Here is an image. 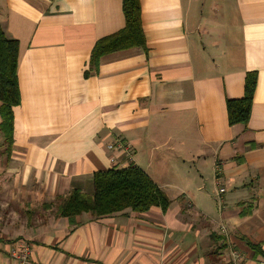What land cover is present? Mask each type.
Here are the masks:
<instances>
[{
	"label": "crops",
	"instance_id": "1",
	"mask_svg": "<svg viewBox=\"0 0 264 264\" xmlns=\"http://www.w3.org/2000/svg\"><path fill=\"white\" fill-rule=\"evenodd\" d=\"M140 11L146 49L92 63L125 27L122 0H0L20 94L12 144L0 135V264L26 243L28 264H264V0H140ZM248 74V121L230 125ZM117 140L129 156L107 149ZM130 165L165 193V211L68 219L43 207Z\"/></svg>",
	"mask_w": 264,
	"mask_h": 264
},
{
	"label": "trees",
	"instance_id": "2",
	"mask_svg": "<svg viewBox=\"0 0 264 264\" xmlns=\"http://www.w3.org/2000/svg\"><path fill=\"white\" fill-rule=\"evenodd\" d=\"M125 27L119 32L98 41L92 52L91 62L107 53L128 48L146 49L141 26L140 0H122ZM18 42L5 36L0 25V135L6 145L12 144L13 107L19 105L20 94L17 84ZM256 76L248 74L245 94L240 100L228 101L227 111L230 125L248 121ZM91 195L73 190L65 197L44 204L54 206L55 215L72 219L83 213L99 218L130 209L144 213L152 207L165 211L170 200L165 193L142 170L134 165L126 169H111L93 176ZM254 247V246H253ZM255 251L259 249L255 247Z\"/></svg>",
	"mask_w": 264,
	"mask_h": 264
},
{
	"label": "built area",
	"instance_id": "3",
	"mask_svg": "<svg viewBox=\"0 0 264 264\" xmlns=\"http://www.w3.org/2000/svg\"><path fill=\"white\" fill-rule=\"evenodd\" d=\"M109 151L118 150L119 152L126 153L128 156L130 155L129 146L125 145L123 142L117 140L113 144H109L107 146ZM111 161H115V159H111ZM224 192V189H220L219 193ZM31 253V247L29 244H24L21 248L20 252H12V257L16 260L17 264H28ZM234 257L237 258L238 255L234 254Z\"/></svg>",
	"mask_w": 264,
	"mask_h": 264
},
{
	"label": "rangeland",
	"instance_id": "4",
	"mask_svg": "<svg viewBox=\"0 0 264 264\" xmlns=\"http://www.w3.org/2000/svg\"><path fill=\"white\" fill-rule=\"evenodd\" d=\"M52 207H54V206H52ZM32 215V214H31Z\"/></svg>",
	"mask_w": 264,
	"mask_h": 264
}]
</instances>
